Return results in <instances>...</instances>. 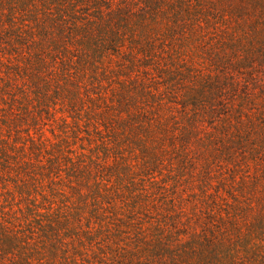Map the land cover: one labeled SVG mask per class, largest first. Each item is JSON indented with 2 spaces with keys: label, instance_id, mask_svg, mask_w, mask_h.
Instances as JSON below:
<instances>
[{
  "label": "rangeland",
  "instance_id": "obj_1",
  "mask_svg": "<svg viewBox=\"0 0 264 264\" xmlns=\"http://www.w3.org/2000/svg\"><path fill=\"white\" fill-rule=\"evenodd\" d=\"M0 122L10 232L70 211L33 237L50 253L61 234L81 264H111L109 243L134 250L126 264L159 246L171 258L154 264L263 251L264 0H0ZM209 206L236 211L234 230L206 224Z\"/></svg>",
  "mask_w": 264,
  "mask_h": 264
},
{
  "label": "trees",
  "instance_id": "obj_2",
  "mask_svg": "<svg viewBox=\"0 0 264 264\" xmlns=\"http://www.w3.org/2000/svg\"><path fill=\"white\" fill-rule=\"evenodd\" d=\"M2 126H6V124H4L3 122H0V128ZM35 148H34V152H35ZM2 153L4 154L6 152L2 151ZM4 158L8 159L6 154L4 155ZM237 163H238V166H237L238 168L244 167V165L243 166L241 164L239 165V162H237ZM0 166L8 169V166L6 167L5 165H2V164H0ZM57 166H59V165H57ZM82 166H83V169L90 171L89 165L84 164ZM78 170L76 169V171H78ZM20 176L23 177V176H25V174L20 175ZM22 184L25 185V183H22ZM27 190L28 189L25 186L21 187L18 191V194L24 195L23 193H25ZM236 192H238L240 195L245 193L243 189L236 191ZM24 196H26V195H24ZM27 196H29V195H27ZM220 198L221 197H219V200H220ZM203 200H205V202H203L202 200H197L196 203H198L200 205H203L204 203H206L207 205L209 203H213V205H214L217 202V199L215 201L213 199L207 198L206 196H204ZM215 207L216 206H209L208 207L209 214L208 213H202V212H204V210H203L204 208H202L199 211L200 217L202 218V220H204L205 223L208 225H211V223L214 222V223H218L219 227L223 226L224 229L228 228L230 230H234L233 228H235V226H237V225L236 224L232 225L230 222L231 221L230 219L235 218L236 211H233L231 214H229V212H228L225 215L224 213H221V209H216ZM36 209H38V208L36 207ZM12 210H9V211L12 212ZM27 210L29 211V216L35 215V217H37V216L41 217V215H38L40 213L39 210L35 211L34 209H31V207H29V208L27 207ZM10 212H8L7 214L0 213V214H2L1 221H3V223H5L3 225H7L6 228L4 229V231L6 230V233H4V236L5 235L6 236L3 239H1L2 241L0 240V264H54L58 259L63 260V262H65L66 264H72V263L73 264H81V260H83V259L79 258L77 260L75 258V257H77V254H78V253H76V251L78 249H80L81 247L79 245H77V246H73V248L72 247L70 248L69 244L65 241L64 234H61V236L55 235V237L56 236L58 238L61 237V239L59 240V244H60L61 248L57 249L56 252H51V253L46 251V249L42 247V245H41L42 243H40V240H41L40 238H33L35 235L40 237L39 233L42 234V236H41V238H42V237H44V234L48 233L49 230H50V233H55V232H57V230H58L57 233H62V232L67 231L68 225H66V223H68V220L70 219V215H69L70 211H67L68 212V213H66L67 216L49 213L47 218H46V221L44 223L45 226L44 227L40 226L39 228L36 229V231H38V232H36V234L34 232H31L30 235H27V234L24 235L23 234V232H22L23 227H19L20 230H18V231L13 230L10 232V228L14 227V224L12 223L11 219L15 220L14 215L11 214ZM211 213H213L212 214L214 216L213 218L210 215ZM3 217L7 218V219H4ZM9 217L11 219H9ZM216 217H218L219 220H214ZM20 218L21 217H19V220L16 219V221L18 220V223H22V220H20ZM234 221H235V219L233 220V222ZM173 223H175V222H173ZM188 226H190V225L188 224ZM230 230H229V233H230L229 235H232L233 237H235L236 233H234V232L231 233ZM96 232H98V229L94 233H92V234L90 233V235H89L90 239H92V237L96 234ZM152 238L155 239L154 237H152ZM211 238H213L215 240L217 239L216 236H212ZM226 240H228V239H226ZM179 241H180V239L177 240V242H179ZM109 244H111L112 246L114 244V246H115L114 248H116V249L113 251V249H110V247H107V250L102 253V256L105 257L107 260H109L111 264H126V263H121V261L122 260L125 261L126 260L125 257H127V254H129V256L132 255L131 252L133 253L134 250L130 251L128 249L129 246H127V245H121V244H117V243H109ZM246 244L244 243V239H243V241L238 243L237 245H235V244L232 245L233 246L232 248H234L232 250L233 257H234L233 259L235 261L234 264H264V248L262 251L260 248H257L258 245L251 246L250 243H248V241ZM161 248H163V249H161ZM81 249L83 251V247ZM152 249L155 250V254L152 252ZM152 249L149 251L147 250L148 253H145V254L143 253L144 256L141 255V256L130 257L129 259H127L126 262H129V260H130L132 262L139 263V264L144 263V262H148V264H154V261H152V260H155L154 256L159 254L158 257L161 256L162 257L161 259H163V257H164L163 253L169 255V258H171V254H169L165 251V250H168L165 247L159 246L157 248L155 247ZM14 251H16L19 254V257L14 256V257H16V259H8V260L5 259L6 256L13 255ZM57 253L60 254L59 257H57L58 256ZM132 256H134V255H132ZM79 257H81V256H79ZM173 259H175V258H173ZM174 261L175 260H172V262H174Z\"/></svg>",
  "mask_w": 264,
  "mask_h": 264
}]
</instances>
